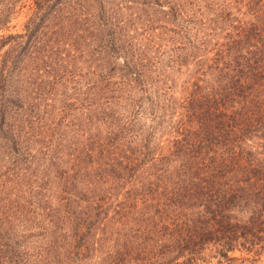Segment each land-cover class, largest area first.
Returning <instances> with one entry per match:
<instances>
[{"label": "trees", "instance_id": "16d2710c", "mask_svg": "<svg viewBox=\"0 0 264 264\" xmlns=\"http://www.w3.org/2000/svg\"><path fill=\"white\" fill-rule=\"evenodd\" d=\"M8 2L0 138L41 181L0 208V264H264V0L198 26L195 0H31L14 34Z\"/></svg>", "mask_w": 264, "mask_h": 264}, {"label": "rangeland", "instance_id": "374dc122", "mask_svg": "<svg viewBox=\"0 0 264 264\" xmlns=\"http://www.w3.org/2000/svg\"><path fill=\"white\" fill-rule=\"evenodd\" d=\"M10 2V0H8ZM14 5L11 6V10L13 11L12 15H10V22L8 24L9 32L7 33H18L21 31L22 25L24 21L27 18V15L29 14L28 10V4L31 5V0H11ZM210 0H195V4L200 5L199 8L196 9V19H197V26L198 22L201 19H205L207 22V19H211V15H214V8H207L206 5ZM8 2V3H9ZM127 3V2H126ZM124 3L123 5H125ZM147 13L154 14L155 12L151 10L149 7L145 8L142 11L144 15ZM207 18V19H206ZM208 24V23H207ZM211 24V23H209ZM211 27L213 28L212 24ZM5 33V32H4ZM6 33V34H7ZM200 36V35H198ZM32 65V64H31ZM30 72V70H28ZM34 76H36L34 74ZM190 77L188 74H181L179 76V80L177 81V84H180L182 81L187 80ZM70 87V86H69ZM34 89H25V93L29 95L31 91ZM37 92H35L40 99V110L41 111H48L51 107H59L61 106L63 101H68L69 103H73V96L75 93V90L79 93L80 89H36ZM178 90V89H177ZM81 92H83V89H81ZM79 97L80 93H79ZM40 111V112H41ZM72 115V114H71ZM18 120H20V117L18 116ZM76 120V118H75ZM76 124V123H75ZM13 129H21L22 124L19 125L18 123H14L11 125ZM30 126L27 124L24 130ZM34 126V125H33ZM76 131V128H66L63 130V132H66V138H72L74 136V133ZM8 138H0V208H2L5 205V201L7 202L9 199H13L15 196V189L16 187L23 188L26 186V183L28 182L25 174L29 173L27 177L29 182L31 181L34 186L37 185V183L40 180V169H41V161L38 162L36 159H32L29 156L24 154L23 148L27 145H25V138L22 133H13L11 132ZM10 140H13V144L16 146L15 149H13L12 143ZM15 151V152H14ZM29 167L30 172H25L24 168ZM25 198V196L22 194L21 190L18 194V200ZM32 203V202H30ZM6 225L2 226L1 230L6 231L5 228ZM21 228V223H18L14 225V222L12 225L7 226V230L10 232V230H19ZM23 234V233H21ZM30 247H33V244H30ZM236 256H238L236 254ZM216 258L209 260L206 264H217ZM263 264V263H260Z\"/></svg>", "mask_w": 264, "mask_h": 264}]
</instances>
